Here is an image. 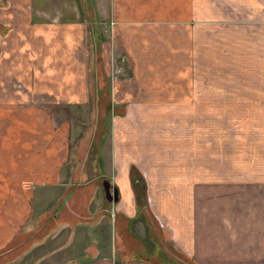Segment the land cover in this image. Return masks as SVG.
Segmentation results:
<instances>
[{
    "label": "crops",
    "instance_id": "crops-1",
    "mask_svg": "<svg viewBox=\"0 0 264 264\" xmlns=\"http://www.w3.org/2000/svg\"><path fill=\"white\" fill-rule=\"evenodd\" d=\"M221 2L0 0V260L35 237L37 264H264V217L201 208L190 114L235 111L254 65Z\"/></svg>",
    "mask_w": 264,
    "mask_h": 264
},
{
    "label": "rangeland",
    "instance_id": "rangeland-1",
    "mask_svg": "<svg viewBox=\"0 0 264 264\" xmlns=\"http://www.w3.org/2000/svg\"><path fill=\"white\" fill-rule=\"evenodd\" d=\"M254 1L259 4V7L255 6L252 9L242 0L237 4L236 10L233 3L226 0L221 2L222 21L246 26L253 32L251 34L247 31L248 39L240 34L241 39L238 42L239 61L241 58L251 59L254 64L253 70L245 71L247 75L241 77L242 81H238L237 85L227 82V86L232 85V89L223 88L226 94L230 91L233 95L237 93L239 103L234 107L236 110L190 114L189 125L193 127L194 122L201 125L199 130L195 127L191 130V134L196 132L194 137L198 136V130L201 141L199 146H192L193 152L196 153L197 149L201 151V181H203L201 185L206 184L205 188L201 186V208L207 207L222 212L223 208L228 206L235 210L234 215L237 217L253 216L255 218L264 217V101L263 104L257 101L247 104L242 98L240 102L241 93L246 91L241 87L243 82L249 85V94L251 91L264 93V80H261L264 77H262L263 66L261 65L264 62V0ZM222 60L225 61V57H222ZM105 70L108 68L106 67ZM221 70L224 73V70ZM243 70L239 68L237 76H241L244 73ZM225 73L229 74V70ZM246 79L248 81H245ZM85 115V113H79L72 121L83 125L87 120ZM128 116L132 117V120L138 117L135 114ZM124 120L127 121L126 118ZM197 163L194 161V164ZM226 183L232 189H237L236 195L232 194L230 197V189L228 190ZM212 196L213 201L209 199ZM146 208L152 210L150 204H146ZM34 239L36 238L31 237L26 242L25 247L30 246L31 249L29 247L22 253L23 246L19 245L12 252L4 255L2 257L4 260H0V264H37L35 260H37L38 252H42L43 249L39 247V250L37 246L32 245L36 243ZM49 260L52 263L53 257Z\"/></svg>",
    "mask_w": 264,
    "mask_h": 264
},
{
    "label": "water",
    "instance_id": "water-1",
    "mask_svg": "<svg viewBox=\"0 0 264 264\" xmlns=\"http://www.w3.org/2000/svg\"><path fill=\"white\" fill-rule=\"evenodd\" d=\"M102 188H103L106 200H108L110 202H115L117 200V190H116V188L112 187L111 190H110V185L105 180L102 182Z\"/></svg>",
    "mask_w": 264,
    "mask_h": 264
}]
</instances>
